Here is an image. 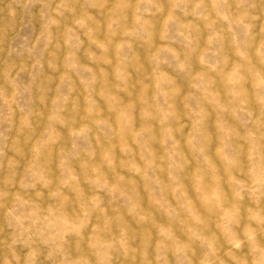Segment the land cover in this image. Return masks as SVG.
Instances as JSON below:
<instances>
[{
  "label": "clouds",
  "instance_id": "1",
  "mask_svg": "<svg viewBox=\"0 0 264 264\" xmlns=\"http://www.w3.org/2000/svg\"><path fill=\"white\" fill-rule=\"evenodd\" d=\"M25 2L26 9H34L32 38L21 37L19 44L15 37L0 38V125L5 126L0 130V158L6 149L14 153L0 180V264H117L134 251L143 252L145 264H163L166 252L176 264H193L197 248L201 259L207 257L206 264H221L224 247L233 264H264V219L253 221L245 205L251 201L264 217L258 202L264 201V0H167V5L161 0H117L99 21L84 5L78 11L74 0ZM85 4L92 6L90 0ZM9 10L14 16L15 9ZM157 15L161 19L154 21ZM81 34L88 37L85 60L78 55L85 46ZM136 42L152 45L143 71ZM175 42L179 50L171 46ZM193 57L202 71L192 76L189 93L178 103L182 90L162 68L174 66L176 72L189 74ZM113 64L114 72L101 67ZM49 65L59 73L54 96L45 92L46 83H52L46 76ZM213 74H222L230 88L222 97L224 111L233 119L242 115L245 134L251 133L245 168L232 146L237 138L233 126L225 121L217 129L222 163L244 179L221 194L203 176L208 187L202 219L195 225L200 236H185L180 241L183 251L159 232L155 244L149 237L134 250L129 229L109 214L110 206L127 200L126 183L113 169L129 171L120 168V158L138 155L150 176L165 167L173 174L183 171L176 135L186 116L193 124L188 143L202 141L197 98ZM249 81L251 91L244 87ZM108 90L127 93L128 102L112 97L108 107ZM41 95L51 96L50 106L44 103L46 114L38 112ZM34 121L42 131L37 132ZM49 125L56 130L51 137ZM157 125L163 133L162 153L149 152L140 143L143 138L151 145ZM121 142L131 150L118 156ZM106 153L110 162L104 159ZM214 221L225 225L222 243L211 230ZM175 223L184 226L179 214ZM149 248L153 259L148 258Z\"/></svg>",
  "mask_w": 264,
  "mask_h": 264
},
{
  "label": "rangeland",
  "instance_id": "2",
  "mask_svg": "<svg viewBox=\"0 0 264 264\" xmlns=\"http://www.w3.org/2000/svg\"><path fill=\"white\" fill-rule=\"evenodd\" d=\"M90 2L92 6L85 4V0H74L78 11L80 10L79 6L84 5L86 11L99 21L104 18L108 10L113 7L117 0H107L106 3L105 0H90ZM161 3L167 5V0H161ZM9 6L15 9L14 16L11 15ZM28 7L29 5L25 0H0V38L7 41L8 38L15 37L17 44L21 42V37H27L29 40L32 38L33 25L35 23L32 15L34 9H26ZM123 11L125 14L130 15V10L124 9ZM152 19L159 21L161 18L157 15L152 17ZM80 39L84 40L85 46L80 49L78 55L81 60H85V49L88 47V37L81 34ZM69 40L71 46L75 47V39L69 37ZM155 43L156 45L162 43L158 36L155 39ZM171 46L178 50L181 48L179 42H175ZM151 50V43H134L137 64L141 68V71L147 68L145 61L150 55ZM2 57L3 54L0 53V58ZM232 59L235 60V57L233 56ZM54 67V65L47 66L46 76L51 78L52 83L50 86L47 83L45 85V92H50L52 96L56 93L55 84L59 76V73L51 70ZM101 67L105 68L108 72L115 71L114 64L111 67L107 65H101ZM162 71L167 73L169 77L174 78L176 84L182 90V95L178 100L179 103L190 91L189 84L192 76L200 73L202 70L193 57L191 58V70L189 74L176 72L174 66H163ZM134 78L139 79L135 74ZM211 81V83L204 85L205 91L197 98L202 109V141L198 145L188 143L190 135L193 132V124L186 116L182 117L180 125L182 131H179L176 135L180 155L186 165L180 166L183 167V171H176V174H173V172L165 167L156 176H150L147 174L146 169L141 166L138 155L133 159L120 158V168H128L129 171H117L115 168L113 169L112 174L126 183L127 200L126 202L117 201L115 205L110 206L109 214L114 215L121 225L129 229L130 235L133 238L132 247L134 250L139 249L142 242L149 237L152 239V243L155 244L156 233L159 232L177 241L178 250L183 251V245L180 241L185 236L192 239L200 236V232L197 231L195 225L202 219L201 211L206 206L205 202L207 200L206 188L208 185L204 182L203 176L206 175L210 180L214 181L218 192L221 194L230 193L232 186L241 183L244 179V177L239 175L238 170L234 173L232 169L222 163L220 153V144L222 141L218 138L217 129L223 127L225 121L233 126V132L237 138L232 141V146L243 157L245 168L250 156L249 148L253 144L251 133L245 134L244 117L242 115L237 117V119H233V116L229 112L224 111L227 105L222 100V97L228 94L230 88L224 83L223 75L213 74ZM261 86L264 87V85ZM244 87L248 91H251L253 88L252 81L246 83ZM231 90L235 89L233 88ZM112 97H115L116 101L124 100L128 102L127 93H116L108 90V107L111 106ZM45 102L50 106L51 96H38V112H45L46 114L44 108ZM100 103L102 105L104 104L103 101H100ZM137 116H139L138 112ZM34 124L37 132L43 130L39 123L34 121ZM137 126H139V120H137ZM4 127V125H0V130H3ZM55 131L49 125L48 134L50 137L54 135ZM11 135L14 137L15 133L13 132ZM10 143L11 141H9ZM140 143L149 152L154 149L157 153H162L163 149L160 145L163 143V133L159 129V126H156V135L150 146L143 138H141ZM261 145H264V141H261ZM126 149L131 150L127 143L121 142L117 149V155L119 156V153ZM13 155L14 153L9 148L6 149V156L0 158V164L3 165V167H0V180L7 174L8 157H12ZM201 156L203 157V162H201ZM104 159L110 162L111 157L106 153ZM157 167L160 166L157 165ZM133 172L136 175H133ZM101 195L104 194L101 193ZM105 202L107 203V197H105ZM258 202L264 207V201ZM245 205L248 206V212L253 221L259 222L261 219H264V217L260 216L258 209L252 206L251 201L245 200ZM112 208H116L118 211L114 213L112 212ZM178 214L181 220L184 221L183 227H181L180 223L173 224ZM187 218L191 219V223L187 222ZM247 219L246 217V225ZM224 227V223L218 224L214 221L211 224V230L216 233L221 243L224 239ZM200 255V250L197 248L196 256L193 258V264H206L207 257L201 259ZM148 258L153 259L152 248L148 249ZM162 260L163 264H176V259L171 252L162 253ZM220 260L221 264H233L234 257H231L227 247L220 250ZM117 264H145L143 252L134 251L133 255H130L127 259L119 258Z\"/></svg>",
  "mask_w": 264,
  "mask_h": 264
}]
</instances>
